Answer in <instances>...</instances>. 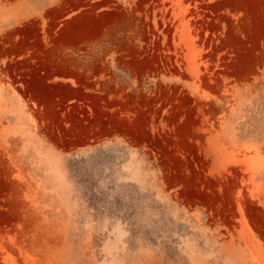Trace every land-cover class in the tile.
<instances>
[{"label":"rangeland","instance_id":"374dc122","mask_svg":"<svg viewBox=\"0 0 264 264\" xmlns=\"http://www.w3.org/2000/svg\"><path fill=\"white\" fill-rule=\"evenodd\" d=\"M0 264H264V0H0Z\"/></svg>","mask_w":264,"mask_h":264}]
</instances>
